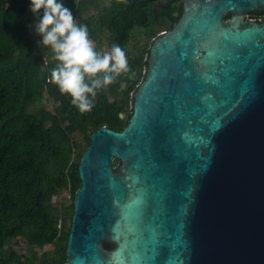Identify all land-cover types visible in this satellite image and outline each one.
Segmentation results:
<instances>
[{
  "label": "water",
  "instance_id": "obj_1",
  "mask_svg": "<svg viewBox=\"0 0 264 264\" xmlns=\"http://www.w3.org/2000/svg\"><path fill=\"white\" fill-rule=\"evenodd\" d=\"M148 1L181 11L92 134L65 264H264V0Z\"/></svg>",
  "mask_w": 264,
  "mask_h": 264
},
{
  "label": "trees",
  "instance_id": "obj_2",
  "mask_svg": "<svg viewBox=\"0 0 264 264\" xmlns=\"http://www.w3.org/2000/svg\"><path fill=\"white\" fill-rule=\"evenodd\" d=\"M63 2L87 26L96 51L119 45L131 71L98 90L92 110L81 113L49 80L58 61L31 29L38 20L31 0H0V264H65L79 165L92 134L103 125L124 129L149 42L181 11L177 1L159 12L148 0Z\"/></svg>",
  "mask_w": 264,
  "mask_h": 264
},
{
  "label": "clouds",
  "instance_id": "obj_3",
  "mask_svg": "<svg viewBox=\"0 0 264 264\" xmlns=\"http://www.w3.org/2000/svg\"><path fill=\"white\" fill-rule=\"evenodd\" d=\"M30 10L38 17L35 32L42 37L38 43L49 47L58 61L50 82L69 95L81 113L90 112L98 90L131 71L125 51L119 45L103 54L96 51L87 26L76 21L63 0H31Z\"/></svg>",
  "mask_w": 264,
  "mask_h": 264
},
{
  "label": "flooded vegetation",
  "instance_id": "obj_4",
  "mask_svg": "<svg viewBox=\"0 0 264 264\" xmlns=\"http://www.w3.org/2000/svg\"><path fill=\"white\" fill-rule=\"evenodd\" d=\"M176 2V1H175ZM178 2V1H177ZM154 6L156 5V2L153 1ZM174 3V2H173ZM161 9V8H160ZM159 9V10H160ZM159 10H157V12H159ZM248 19H253V20H257V21H264V12L261 13H249L247 15ZM169 30V29H168Z\"/></svg>",
  "mask_w": 264,
  "mask_h": 264
},
{
  "label": "rangeland",
  "instance_id": "obj_5",
  "mask_svg": "<svg viewBox=\"0 0 264 264\" xmlns=\"http://www.w3.org/2000/svg\"><path fill=\"white\" fill-rule=\"evenodd\" d=\"M31 29H32L33 33L35 34V26L34 25H31ZM150 42L152 43V41H150ZM150 42H149V45H151ZM15 246L19 252H27V249L23 244H16Z\"/></svg>",
  "mask_w": 264,
  "mask_h": 264
},
{
  "label": "snow or ice",
  "instance_id": "obj_6",
  "mask_svg": "<svg viewBox=\"0 0 264 264\" xmlns=\"http://www.w3.org/2000/svg\"><path fill=\"white\" fill-rule=\"evenodd\" d=\"M116 259H117L118 261H120L121 264H123V256H122V252L116 254Z\"/></svg>",
  "mask_w": 264,
  "mask_h": 264
},
{
  "label": "built area",
  "instance_id": "obj_7",
  "mask_svg": "<svg viewBox=\"0 0 264 264\" xmlns=\"http://www.w3.org/2000/svg\"><path fill=\"white\" fill-rule=\"evenodd\" d=\"M68 197L71 198V194L70 193H68Z\"/></svg>",
  "mask_w": 264,
  "mask_h": 264
}]
</instances>
